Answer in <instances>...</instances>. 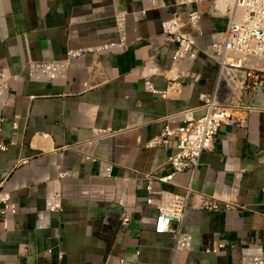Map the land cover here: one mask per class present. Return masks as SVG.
<instances>
[{
    "label": "crops",
    "instance_id": "0c3cea01",
    "mask_svg": "<svg viewBox=\"0 0 264 264\" xmlns=\"http://www.w3.org/2000/svg\"><path fill=\"white\" fill-rule=\"evenodd\" d=\"M165 1L168 8L135 21L141 0H0V66L18 76L0 110V145L7 146L0 149V189L19 206L8 230L0 227V264H242L244 256L264 257V86L243 94L245 126L222 127L193 176L185 172L171 183H156L181 197L192 186L182 224L192 248L175 251L170 235L154 232L157 210L140 190L147 175L171 172L175 151L147 143L161 133L162 118L201 106L202 96L213 91L217 65L206 50L212 34L227 26L226 18L208 11L210 3ZM119 10L130 14L125 52L74 61L66 80L29 79V60L63 59L69 47L113 38ZM192 10L203 14L201 53L180 73L172 69L176 47L166 42L161 24ZM178 76L182 92L168 99L146 86L149 81L164 88ZM87 156L111 163L112 178ZM64 170L75 177L62 184V210L38 227L47 182ZM122 190L124 206L111 199ZM202 197L214 199L219 209L206 208ZM227 203L238 207L227 210ZM219 244L225 247L218 253L206 251Z\"/></svg>",
    "mask_w": 264,
    "mask_h": 264
},
{
    "label": "built area",
    "instance_id": "2783aa9c",
    "mask_svg": "<svg viewBox=\"0 0 264 264\" xmlns=\"http://www.w3.org/2000/svg\"><path fill=\"white\" fill-rule=\"evenodd\" d=\"M142 8L133 13L135 21L147 18L155 10L169 7L165 0H141ZM210 3L211 13L227 19L224 31L213 33L212 41L206 54L215 61L217 72L213 91L202 96L203 104L197 108L187 109L162 118L163 129L158 136L147 143L148 147L172 149L175 153L169 158L171 172L157 177L149 174L145 177L146 185L140 191L147 194L146 202L157 210L153 219V229L157 235H170L175 242V251H188L192 248V236L184 233L182 224L191 206L194 192L189 186L183 197L175 193L158 189L156 183L168 184L185 172L192 176L200 164L202 155L213 149L217 136L224 126H245L246 119L242 113L241 98L249 90L264 86V0H175L176 6H190ZM202 12L192 10L186 17L179 13L161 24L166 42L175 45L172 69L181 73L183 64L194 63L201 51L197 40L203 37L201 27ZM130 14L119 10L114 15L115 36L110 39L88 43L78 47H69L66 56L59 60L37 62L29 60L28 77L32 82H47L64 79L69 76L74 61H82L86 56L100 58L107 54H122L128 49V18ZM183 75H185L182 72ZM182 74H180L182 76ZM179 77L170 81L164 88H156L146 82L150 92L161 99L171 98L182 92ZM6 67L0 66V110L9 100L10 81L17 79ZM202 112L201 116H197ZM3 122V119H1ZM17 127L16 123L13 124ZM1 130V129H0ZM103 132H97L102 135ZM91 144V142L89 143ZM6 150L7 146L0 145ZM86 159L99 163V172L106 178H112L113 165L92 156ZM242 172L236 175L240 179ZM75 177L73 170L61 171L56 178L47 182L45 210L37 214V226L49 224V216L62 210L65 180ZM193 180V179H192ZM111 199L121 206L125 205V191L111 195ZM208 209H219L214 199L202 197ZM221 207V205H220ZM238 207L235 203L225 204V209ZM19 206L14 202L10 192L0 189V227L8 230V218L18 213ZM130 221L127 212L122 215V226ZM225 246L216 245L207 248V252L218 253ZM242 264H264V257L259 255L244 256Z\"/></svg>",
    "mask_w": 264,
    "mask_h": 264
},
{
    "label": "bare ground",
    "instance_id": "6f19581e",
    "mask_svg": "<svg viewBox=\"0 0 264 264\" xmlns=\"http://www.w3.org/2000/svg\"><path fill=\"white\" fill-rule=\"evenodd\" d=\"M225 2H226V0H220V5L221 6H224L225 5Z\"/></svg>",
    "mask_w": 264,
    "mask_h": 264
}]
</instances>
